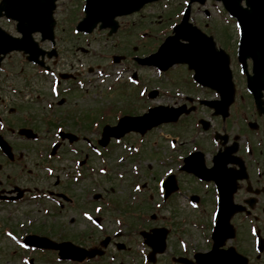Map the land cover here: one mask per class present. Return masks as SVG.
I'll return each mask as SVG.
<instances>
[{
    "label": "rangeland",
    "instance_id": "obj_1",
    "mask_svg": "<svg viewBox=\"0 0 264 264\" xmlns=\"http://www.w3.org/2000/svg\"><path fill=\"white\" fill-rule=\"evenodd\" d=\"M182 0H161L158 3L151 4L150 6L146 7L142 10V14H135L131 17H121L118 19L119 21V29L118 31L111 37L106 38L105 32L101 31H93L91 34L84 35V34H73L71 28V23L77 20L80 11L79 7L81 2L79 0H61L59 4L64 6L63 11H56L57 14V31L55 33V46L57 50L58 58L56 59V65L53 66L57 71H81L85 75L90 74L91 78H95L97 82H93L88 84V79L84 78L83 81L86 82L83 84L82 87H79L78 90L72 92L68 95V99L65 100L64 104L57 106L54 104V111L56 114L59 115V119L61 113H64L67 109L69 111V117L60 122L65 125V130H71L73 132H77L78 134H85L88 135L90 132V125L93 121H95L96 128L92 126L94 130H97V138L100 136L101 128L106 122H110L114 119V116H120L122 113H127L129 111V115H140L145 111V106L160 102L165 105H169L171 102L170 97L167 96H160L155 101L153 99H148L143 101L142 99L136 96L138 91L137 88H132L129 85H125L122 87L121 85L116 86V88L108 89L107 82H100L101 79H97L94 75V69L99 68L101 70L109 71L112 73L110 77V81H113L116 85L117 83H121L126 79L127 75H131L133 72L138 75L142 84L154 85V83H161V84H169V80L165 77H161L160 80L156 77V75L151 73V69L147 68H136L133 64L135 61L133 58H129L124 60L123 62H118L115 64L110 65L111 61V54L117 53L122 54L123 57L128 52L132 51V54H137V56H144L151 53L154 48L156 47L157 41L162 37L163 34L167 33V30H163V33H159L161 26H164L170 21L173 20V16L170 15L168 12H165L163 9L165 6L167 8H171L173 10H178L180 8ZM219 7L218 4H210L208 8L211 11V19L204 21L203 14L198 11L197 8L194 9L193 15L196 16L198 23H207L209 30H211L210 25L213 26V30L216 32L217 40L222 44V46H227L225 48L227 52H229L231 58L233 59V48H234V39L235 34L234 30L231 25V20L227 17L226 14H218L215 12L214 7ZM171 18V19H170ZM228 20V24L225 21ZM224 23H223V22ZM2 26L6 28L11 33L14 31L11 30L8 23L1 22ZM151 28V29H150ZM146 29H150L147 33H143L145 38H140L139 36L136 37V32H143ZM43 48L49 49V45L47 43H41ZM135 49V50H133ZM134 61V62H133ZM3 72L1 74L0 79V86L5 89V96H12V109L8 110L7 117L9 118V122L16 126V131L20 129V126H25L24 128H31L34 129L36 132L44 134V128L46 117L45 114L48 116L47 108L43 103L44 97H49V86H50V77L42 76L41 74L37 73L35 68L25 60L24 56L21 53L13 52L8 55L3 64ZM92 70V73H91ZM123 77L115 82L113 80V76L116 75L119 71L123 72ZM173 71L168 72V75L173 73ZM175 77L171 79L175 85L178 84L180 78L183 77V73L181 71L174 72ZM119 75V74H117ZM124 79V80H123ZM106 81V80H105ZM159 81V82H158ZM4 86V87H3ZM63 86V85H61ZM9 87H15L17 94H12L9 91ZM82 88V89H80ZM126 89V91H124ZM151 89V88H150ZM126 92L129 94L127 95ZM12 94V95H11ZM23 97L24 101L20 99ZM17 98V99H16ZM21 101V102H20ZM243 102L246 101L245 98L242 100ZM248 103V102H246ZM17 108H19L17 111ZM119 108V109H118ZM247 109L244 107L240 102L235 101L234 104L231 105L230 108V115L229 121L230 130H236L241 128V122L239 119V113L241 110ZM210 110L203 109L202 119L208 120L212 129H221V122L217 117H210L209 115ZM115 113V114H114ZM57 119V118H56ZM55 118L50 119L53 122H57ZM58 119V120H59ZM181 122L179 124H170L168 126H164L162 128L151 129L147 131L145 134V139L139 145L136 142V136H138L137 132H129L126 133V136L123 138L122 143H114L111 139L110 146L107 150L103 151V156L94 157L95 162H92L93 168L96 167V171L100 168H104L106 170V175H100L99 172L97 174L95 172H91V176L88 177L89 183H82L79 185L81 196L84 190L90 185L97 187L99 185L100 188H103L106 191V197L112 199L114 201V206L111 207L109 211H104L102 213V218L107 220L109 215H115L116 212H123L127 209L128 204L124 202V199H127L126 190H123L121 193L117 190L121 188H125V185L129 182V175L125 173L124 178L120 179L117 178V174L123 172L127 165L122 161H119V157H128L131 156L125 150V145L130 146L131 144H135L136 146H140V154L137 156V164L141 169V173L139 176V182L144 183L146 187V194L152 193L154 196V183L156 177L162 172L164 168L158 165L157 158L161 157L164 153H157L156 146L166 145V142L162 141L160 137H163L162 133L165 131L171 133L179 134L183 140L186 141L188 144V134L191 130L190 126L192 124V116H183L180 118ZM215 122L213 123L212 121ZM18 126V127H17ZM51 130L54 127L50 128ZM228 129V130H229ZM6 133H9L7 131ZM242 134V132H240ZM200 139L199 141H201ZM47 143L50 139L46 140ZM15 148V156L17 157L19 153L23 156L20 159L19 165L22 162H27L32 165L34 175V181L36 178L46 176L45 172L41 168V164L43 161L39 159L35 155V150L40 148L39 143H21L20 141L14 142ZM124 145V148L122 147ZM190 147V144L188 145ZM166 147V146H165ZM158 154V155H157ZM95 156V155H94ZM3 161L0 160V162ZM2 163V162H1ZM125 163V164H124ZM7 171L10 169V165L4 164ZM40 167V169L38 168ZM16 166L11 167L10 172H14ZM40 170V171H39ZM54 175L59 178L65 179L63 174H60L58 171L54 173ZM53 175V176H54ZM49 176L50 178H44V181H49L51 184L55 182V176ZM184 182V181H183ZM112 186V188H110ZM125 192V193H124ZM108 193V194H107ZM121 201V203L119 202ZM153 203V201H152ZM262 203L264 204V198L262 199ZM125 205V206H124ZM36 208V206H34ZM34 209L33 207H31ZM12 210L11 206H0V221L8 220L10 223H15L17 220L24 221L25 211L28 207H22L18 212L15 214L14 218H9L7 214L8 210ZM170 209L174 210L172 215L170 216ZM189 207L186 204V200L183 196H177L174 200L171 201V204L168 207H164L162 210L158 211V215L164 217L166 222H172L174 229L177 235H182V240H188L184 234H191L192 228L191 225L187 223L185 226V232H182L180 229L181 225V216L186 217L189 214ZM27 214V213H26ZM76 212L73 213L68 212L64 215H60L56 221L62 222L61 224L66 225L68 223V218L71 216H75ZM183 214V215H182ZM100 216V217H101ZM170 216V217H169ZM209 216V215H208ZM263 220L261 221L260 229L262 234L264 235V214L262 213ZM77 217H79L77 215ZM171 219V220H168ZM192 218V215H191ZM63 220V221H61ZM165 221L163 223H166ZM75 224V227L81 225L80 229L88 230L86 226H83L81 219H77L76 222L72 223ZM245 225V224H244ZM113 227V225H112ZM246 227V225H245ZM71 227L66 225V233L69 232ZM112 228L110 227V230ZM190 240L187 242L193 244L199 249L207 247L204 246L205 241V232H195L192 233ZM250 236V235H249ZM176 235L174 232L171 233L169 239V248L167 249L165 255L160 257L159 264H170L168 258L166 257L168 254L179 252L178 244L176 241ZM251 236L247 237L243 240V242L239 244V251L246 254L249 252L250 257L254 256L253 251L251 249ZM185 241V242H186ZM193 241V242H192ZM12 247L10 243L1 237L0 235V264H20L17 261V257H9L8 250ZM110 251H114L111 249ZM247 254V255H249ZM261 264H264V254L261 258ZM259 264V263H258Z\"/></svg>",
    "mask_w": 264,
    "mask_h": 264
},
{
    "label": "flooded vegetation",
    "instance_id": "obj_2",
    "mask_svg": "<svg viewBox=\"0 0 264 264\" xmlns=\"http://www.w3.org/2000/svg\"><path fill=\"white\" fill-rule=\"evenodd\" d=\"M4 94L5 89L0 86V139L6 140L9 143L13 158L12 160H8L0 151V160L3 159L2 163L0 162V206H16L17 211L22 207H28L24 213L25 217L28 218L25 230L16 231L13 234L20 236L18 238L20 241L27 234L28 237L32 235L39 237L36 240V243L39 245H34L32 240L28 238L27 248L16 246L15 254L28 255V264H159L160 257L165 255L166 252L162 255L156 254L153 262H145L149 248L144 245L142 237L139 235V231L144 229L145 225L144 216L139 213L140 207L138 204L132 208H127L123 214L117 217L121 220H127L124 223V227L118 231V236H113L112 230L115 227L113 218H110L105 223L108 227L107 232L96 230L91 226V222L87 220L86 213H94L95 201L89 198L87 190H84L81 196L80 182L73 181V179L75 180L76 171L80 172L82 169L83 171H87L90 156L89 152H85L81 165L84 167L72 169L73 158L69 148H76L80 152L82 147H86L85 139L89 142L92 141L91 136L83 135L82 138L85 141L77 140L71 144L62 142L53 156L50 154L47 139L39 142L43 152L35 150V155L43 161L41 164L42 170L44 172L49 169H52L53 172L57 170L65 177L63 179L56 175L53 184L49 181H44V178H48L46 174L44 178L38 177L34 181V177H32L34 175V167H32L29 161L22 162L19 165L20 159L23 156H21V153L17 157L15 156L14 142L32 143V141L16 134V126L10 123L7 117L8 110L12 109L13 106L11 102L12 96H8L7 99V96ZM189 104L193 105L194 111L192 113H196L197 120L201 119L200 117L203 116L201 112L206 107L199 104L195 99ZM247 110L249 111V118L242 122L239 117L242 126L233 131L229 129L230 124L227 121L229 117L226 119L217 117L222 124L221 129H212L208 120L202 119V123L199 120L201 128L207 129L205 132L202 129H194L193 124H191V130L187 136L189 142L184 149V151H201L207 166L212 164V157L216 151L227 152L225 154L226 164L235 176L236 190L233 196L235 203L246 205V200L249 197L255 198L249 216H246L244 213L234 216V222L239 229L242 227L241 222L249 218H252L255 223L259 224L260 228L261 221L263 220L261 214H264V204L262 203V199L264 198V113H258L251 107H248ZM209 115L210 117H216L212 115L211 111ZM193 121L194 119L192 118ZM212 122L214 123L215 120ZM7 131L9 133H6ZM200 139L202 140L199 141ZM189 144L190 147L188 146ZM52 163L54 165H51ZM4 164H8L11 167L16 166L15 171L10 172L11 167L7 171ZM38 168L40 169L39 166ZM69 176H73V178ZM175 176L178 178L180 173H176ZM188 185H190V182H188ZM178 187L180 188V185ZM89 188L90 185L88 186ZM182 192L186 193L183 189ZM155 193L157 194V190H155ZM176 196L183 195L178 194ZM34 206L37 207L35 208ZM109 210L112 209L109 207ZM73 211L76 214L68 218L67 224L71 228L66 233L65 228L67 224L64 225L61 224L62 222H59L57 225L56 219L60 215L68 212L73 213ZM78 218L81 219L83 226H86L88 230L80 229L81 225L75 227V224H72ZM110 227L112 228L111 230ZM105 236L108 238V241L102 249L99 246V242ZM65 242H71L73 245L81 246L85 249L97 247L103 253L92 259H83L81 261L62 260L58 258V253H60L62 248L61 252H64L66 249L64 247ZM111 249H114V251H110ZM176 255L184 256L176 252L168 254L166 257L172 259Z\"/></svg>",
    "mask_w": 264,
    "mask_h": 264
},
{
    "label": "water",
    "instance_id": "obj_3",
    "mask_svg": "<svg viewBox=\"0 0 264 264\" xmlns=\"http://www.w3.org/2000/svg\"><path fill=\"white\" fill-rule=\"evenodd\" d=\"M147 1L152 0H87L85 11L86 15L79 23L78 28L84 31H90L97 21L102 22L101 27L111 26V24L114 26L112 19L115 15L136 10ZM199 1L202 3L204 0ZM223 1L226 8L237 18L240 24L241 39L243 40L241 46L242 50L249 48L251 44V49L258 48L262 50V52L258 54V57L260 60L264 61V0H246V5L249 6L248 9H241L239 0H234V2L233 0ZM43 2L45 3V0H12L13 6L11 11L14 15L13 17H16L19 20L18 30L22 33V37L12 38L10 40L5 38V36L0 35V52L5 53L13 49L23 50L24 52L30 53V56L27 57L28 59L36 60L38 52L36 51L35 44L31 39V32L33 29L35 27L42 28L40 31L43 34V38L48 37L52 39V28H44L50 17L51 6L48 10H46L43 6ZM41 25H43V27ZM177 29H184V24H180L176 30ZM182 32V34H177L176 36L167 39L161 46V51L159 53L153 56L151 55L146 59H140L139 62L155 64L158 62L157 59L159 58L160 60L168 63H173L175 61L191 63V61H193L197 64H204L206 61H211V59L207 57L204 52L199 50V48L203 45L197 43L199 39L207 38L209 40L211 37H206L198 32H187L185 29ZM179 37L188 39L189 43H178ZM208 44L209 46L212 45V43ZM165 50L166 55L171 59H168L165 56ZM165 66L162 67L165 68ZM199 70H202V68H199ZM209 70L211 69L209 68ZM224 72V76L220 75L219 77H210V79L223 81L225 77L226 81H229L227 61L226 63L224 62ZM155 114L156 111L154 108L150 109L149 113L142 116H124L119 120L116 126L111 128L105 127L104 133L107 134L111 132L114 133L115 136H121L126 131L131 129L138 130L143 133L147 128H150L156 123V120L154 121ZM222 225L223 220L221 219L220 213L218 226L213 234L214 239L216 238L217 241L214 245V249L209 252L207 257L208 261L205 264H237L234 258H228V255L224 257L223 252L216 249L222 244ZM162 249L163 246L161 247V250ZM228 251H230V249Z\"/></svg>",
    "mask_w": 264,
    "mask_h": 264
}]
</instances>
